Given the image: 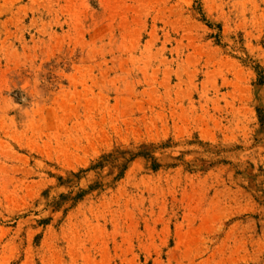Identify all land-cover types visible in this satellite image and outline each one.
<instances>
[{
	"label": "rangeland",
	"instance_id": "obj_1",
	"mask_svg": "<svg viewBox=\"0 0 264 264\" xmlns=\"http://www.w3.org/2000/svg\"><path fill=\"white\" fill-rule=\"evenodd\" d=\"M0 264H264V0H0Z\"/></svg>",
	"mask_w": 264,
	"mask_h": 264
},
{
	"label": "trees",
	"instance_id": "obj_2",
	"mask_svg": "<svg viewBox=\"0 0 264 264\" xmlns=\"http://www.w3.org/2000/svg\"><path fill=\"white\" fill-rule=\"evenodd\" d=\"M120 154L126 155V152H120ZM111 155L112 154H107V155L102 156L100 158V161L96 165H94V168L103 167L104 164L102 163V160L109 158ZM138 157L144 158L146 160V162H148L151 165L153 170H155L157 168L158 164H156L155 159H154L151 151L150 150L140 149V151L137 152V153L129 154V158H125L123 163L118 165L117 168H118L119 173L117 174L116 179H120V170H121V174H122V172L127 168L128 164L130 162H132L135 158H138ZM86 171H88V170H86ZM86 171H81L80 173L86 172ZM70 175L74 176V177H79V174L77 175V174H74V173H70ZM93 188H94V186H92V185L89 186V189H93ZM79 197L80 196H77L75 198H79Z\"/></svg>",
	"mask_w": 264,
	"mask_h": 264
}]
</instances>
